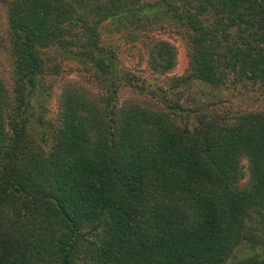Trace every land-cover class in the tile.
<instances>
[{
  "label": "trees",
  "instance_id": "trees-1",
  "mask_svg": "<svg viewBox=\"0 0 264 264\" xmlns=\"http://www.w3.org/2000/svg\"><path fill=\"white\" fill-rule=\"evenodd\" d=\"M0 4V264H264V0ZM166 26L185 55L170 102L116 53L138 43L165 74ZM65 62L86 87L63 86L53 123ZM197 85L250 103L207 114ZM126 86L161 110L120 102Z\"/></svg>",
  "mask_w": 264,
  "mask_h": 264
},
{
  "label": "rangeland",
  "instance_id": "rangeland-1",
  "mask_svg": "<svg viewBox=\"0 0 264 264\" xmlns=\"http://www.w3.org/2000/svg\"><path fill=\"white\" fill-rule=\"evenodd\" d=\"M173 29L169 28L168 26L164 27L163 30H158L153 33V36L156 40L165 42L169 44L175 52V58H174V65L165 73V74H158L153 71H150L148 68V57L145 55V53L140 49V46L137 44H134L133 46H129L126 49L123 46H118L116 48V53L118 55V60L120 63L125 66L127 69L134 70L138 74V84L144 89L147 90H155V93L162 99L164 95H166V98L169 100L174 99V97H170L169 90H170V83L169 78L176 77L185 65V55L183 52V48L181 45V42L179 39L174 35ZM3 13H2V4H0V40L3 37ZM119 42V41H118ZM117 42V43H118ZM64 65V64H63ZM65 69L64 71H60L58 75L53 76L50 79L52 84V91L51 95L47 104V116L48 120L51 122H55L54 116L56 115V109H57V97L59 93L61 92L63 86H75V87H82L85 88L86 84L84 82V79L80 73H76L73 69H71L69 63L65 62L64 65ZM9 71V65L7 58L5 56V52L3 51L2 47L0 46V79L3 82L4 86L8 85L7 80V72ZM203 86H192L190 88L189 94L192 95V97L195 98V100H199L200 102H203L206 104V107L204 106L202 109L208 112L213 113L215 115L222 114L225 112V110L229 112H236L238 109H244L247 107L248 101L245 100L244 93H242L235 97H231V94H225L223 91L217 93H220L217 95L214 99H211L210 97L208 99H205L207 95H204L201 91L203 90ZM164 90V91H163ZM164 93H163V92ZM216 93V91H214ZM154 94V93H152ZM233 94L235 95V91H233ZM151 96L153 95H139L136 93V91L129 87H123L118 91L117 97L120 102L126 101V100H133L135 102L140 103L141 105L153 109V110H161V105L156 100L151 99ZM197 96V97H195ZM227 96V97H225ZM247 98V97H246ZM254 106H258V104H254ZM240 165L242 167V171L244 174V177L242 179V183L246 181L247 178V164L246 160L242 159L240 162Z\"/></svg>",
  "mask_w": 264,
  "mask_h": 264
}]
</instances>
